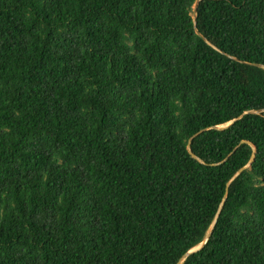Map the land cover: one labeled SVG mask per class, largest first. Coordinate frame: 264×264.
<instances>
[{
	"label": "trees",
	"instance_id": "obj_1",
	"mask_svg": "<svg viewBox=\"0 0 264 264\" xmlns=\"http://www.w3.org/2000/svg\"><path fill=\"white\" fill-rule=\"evenodd\" d=\"M196 1L0 0V264H264V0Z\"/></svg>",
	"mask_w": 264,
	"mask_h": 264
},
{
	"label": "water",
	"instance_id": "obj_2",
	"mask_svg": "<svg viewBox=\"0 0 264 264\" xmlns=\"http://www.w3.org/2000/svg\"><path fill=\"white\" fill-rule=\"evenodd\" d=\"M198 1H199V0H197V1L194 3L193 8H192L193 29H194L195 34H196L197 36H199L203 41H205L206 43H208L207 40H206V39H205V38H204V37L198 32V30H197V28H196V15H197L196 9H197ZM231 58H232V57H231ZM232 59H235V58H232ZM252 65L255 66V67H258V68H262V69H264V65H260V64H252ZM259 112H260V111H250L249 113H255V114H257V113H259ZM232 122H233V121H230V122L226 123L225 125H222V126H215L214 128H216V129L226 128V127H228L229 125H231ZM195 135H196V134H195ZM195 135H193V136L189 139V141H188V143H187V151L189 152V154H190L193 158L197 159L194 155L191 154V151H190V141H191V139H192ZM252 149L254 150V147H252ZM252 158H253V155H252V157H251V159H250V162L252 161ZM250 162L247 164V166L250 164ZM224 200H225V195H224V197H223V199H222V203L224 202ZM214 222H215V219H214L212 225L210 226V228L208 229L207 233L205 234L204 238L202 239V241H201L198 245H196L194 248H192V249H190L189 251H187V252L181 257V259L178 261L177 264H181L185 257H187L188 255L192 254L193 252H196V251L202 249V248L206 245V243L208 242L209 237H210V235H211V232H212V228H213V224H214Z\"/></svg>",
	"mask_w": 264,
	"mask_h": 264
}]
</instances>
